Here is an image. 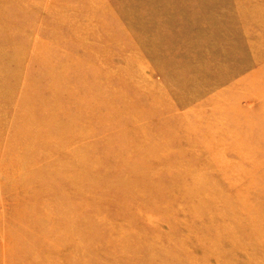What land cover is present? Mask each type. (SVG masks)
I'll use <instances>...</instances> for the list:
<instances>
[{"label":"rangeland","instance_id":"rangeland-1","mask_svg":"<svg viewBox=\"0 0 264 264\" xmlns=\"http://www.w3.org/2000/svg\"><path fill=\"white\" fill-rule=\"evenodd\" d=\"M0 264H264V0H0Z\"/></svg>","mask_w":264,"mask_h":264},{"label":"bare ground","instance_id":"bare-ground-1","mask_svg":"<svg viewBox=\"0 0 264 264\" xmlns=\"http://www.w3.org/2000/svg\"><path fill=\"white\" fill-rule=\"evenodd\" d=\"M58 113V111H56V110H51L50 112H48V119H47V121L48 122H52L53 120H54V118L52 119V116H53V114H57ZM56 121V120H55ZM12 188H13V186H12ZM16 189V188H15ZM14 189V190H15ZM13 192H15V191H13ZM26 198V197H25ZM6 239V238H5Z\"/></svg>","mask_w":264,"mask_h":264}]
</instances>
